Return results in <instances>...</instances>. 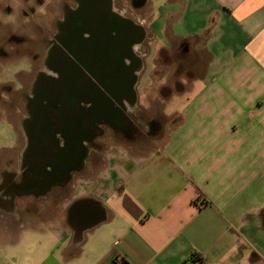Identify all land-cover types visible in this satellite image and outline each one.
<instances>
[{
  "label": "crops",
  "instance_id": "obj_1",
  "mask_svg": "<svg viewBox=\"0 0 264 264\" xmlns=\"http://www.w3.org/2000/svg\"><path fill=\"white\" fill-rule=\"evenodd\" d=\"M51 1L0 0V28L14 5L32 33L43 29ZM148 2L131 11L148 53V105L134 108L162 105L145 112L142 149L112 144L94 171L83 161L44 195L0 198V224L11 226L0 227V264H264V0ZM15 33L3 44L13 52L25 46ZM47 53L33 58L44 64ZM80 200L106 220L74 244L68 211Z\"/></svg>",
  "mask_w": 264,
  "mask_h": 264
},
{
  "label": "flooded vegetation",
  "instance_id": "obj_2",
  "mask_svg": "<svg viewBox=\"0 0 264 264\" xmlns=\"http://www.w3.org/2000/svg\"><path fill=\"white\" fill-rule=\"evenodd\" d=\"M70 3L71 6L65 1V20H56L55 31L47 39L48 53L44 66L51 73L39 71L33 82L32 95L26 105L27 114L21 124L23 143L12 150L15 152L13 158H17V152L21 153L17 159L21 170L4 178L2 192L6 201L28 192L44 195L48 187L70 181L79 171L72 160L77 154L74 147L76 138L84 140L85 167V162H92L102 150L100 140L107 135L127 146L139 143L145 136L139 127L142 114L139 110H132L136 104L130 106V96L126 98L124 87L129 82L128 71L136 68L139 55L146 53V38L144 36L138 41L140 31L138 28L131 30L127 20L133 19L127 12L142 10L148 5V0H70ZM85 3L92 6L99 19L97 26L87 25L86 30L75 21L80 20ZM107 10L114 16L106 13ZM107 29H112L111 33ZM81 31L82 40L75 38V34ZM130 42L133 46L129 49L127 44ZM110 60L115 61V67ZM72 72L79 81L76 85L62 80ZM116 74L121 83L119 88L124 90L117 94L109 82L110 77ZM110 92L123 98L116 103ZM92 96L100 97L101 105H104L101 113L95 108L96 102L90 99ZM110 105L118 109L119 114L111 110ZM125 118L128 126L123 123ZM152 121L151 125L156 126L157 121ZM67 169L70 171L65 174Z\"/></svg>",
  "mask_w": 264,
  "mask_h": 264
},
{
  "label": "rangeland",
  "instance_id": "obj_3",
  "mask_svg": "<svg viewBox=\"0 0 264 264\" xmlns=\"http://www.w3.org/2000/svg\"><path fill=\"white\" fill-rule=\"evenodd\" d=\"M11 1V0H10ZM37 2H40L41 0H36ZM67 2L68 5H72L70 3V0H52L49 4L48 9H46L47 13L49 15L45 17L43 14H41V19H45L43 29H38L34 27V32L32 33V30L30 24H23V16L15 12L17 11V8L13 7V13L11 14H1L2 15V21L5 23L8 22L10 24L8 28H0V43L2 45L0 46V198L5 199V195L2 192L3 191V184H4V178L7 176H12L14 174L13 172H17L18 170V161L16 157H10L11 153L9 150L7 151L4 146H12V144L15 141L13 130L11 129L10 125L7 123L10 122L14 129L16 130L18 134V147L21 146L23 143V132H22V118H24L27 114L26 105H28V98L32 95L33 91V82L35 80V75L38 71L42 69H46L44 64L42 63L41 59H35L33 58L35 53H42L43 49L46 46L47 38L45 37L46 34H50L52 37L53 32L55 31V22L57 19H59L64 11V3ZM12 3H14L12 1ZM15 4V3H14ZM45 13V12H44ZM127 15L131 17L132 19L135 18L136 14H132L131 11L127 12ZM23 20V21H22ZM32 22V20H29ZM21 23V25H19ZM26 30H19V28ZM33 28V27H32ZM22 33L20 36H23L25 40L21 39V41H24L22 46L18 47V50L15 52L11 51L6 45H3L6 43L8 46H12V43L17 41L15 38L14 41L10 39L9 34L11 33ZM15 33V34H16ZM32 34V35H31ZM34 34V35H33ZM14 35V34H13ZM34 38H33V37ZM27 47V48H24ZM18 51V52H17ZM26 52L29 53V57L26 59L23 56H20L21 53ZM143 58V71L138 79V82L135 87V92L137 95V101L136 105H148L144 102L142 98V90L141 86L144 82L142 79L143 74L146 73V66L147 59H148V53L144 54ZM140 82V85H139ZM154 96V95H153ZM150 104L152 105V110L145 111L147 114L150 112L151 114L159 113L158 110H155V105H162L159 102L151 101L150 98ZM135 106V105H134ZM133 107V106H132ZM134 108V107H133ZM132 110L136 111L135 108ZM143 116L140 120L139 127L142 131L143 129V122H144V116L145 112L142 110ZM171 117L166 119V122L171 121ZM173 120V119H172ZM102 144V149L105 147H108L112 144H120L121 146L126 147L129 150H141V147H138L135 144L133 146H127L125 144H122L121 142L115 141L112 138H110L109 135L106 136L105 139H102L100 141ZM102 151V150H101ZM101 151L96 154L93 161L95 164H93V161L89 162V164L96 165L98 163V166H100V159H101ZM13 155V154H12ZM15 156V155H13ZM101 167V166H100ZM94 168L92 166V171H94ZM90 170V171H91ZM96 170V169H95ZM89 170H85L84 172H88ZM10 174V175H7ZM90 174V173H89ZM22 195H19L21 197ZM1 212V211H0ZM3 224V225H2ZM5 228H11L9 221L3 222L0 224V227ZM1 227V228H2ZM7 247V246H6Z\"/></svg>",
  "mask_w": 264,
  "mask_h": 264
},
{
  "label": "water",
  "instance_id": "obj_4",
  "mask_svg": "<svg viewBox=\"0 0 264 264\" xmlns=\"http://www.w3.org/2000/svg\"><path fill=\"white\" fill-rule=\"evenodd\" d=\"M108 14H110L111 16H114V13L111 12L110 10H107ZM80 20L75 19V21L78 24H82L86 30L87 25L90 27L91 25H95L97 26L99 19L96 18V13L92 10V6L90 4H86L84 8L82 9V11L80 12ZM128 25L130 26L131 30L137 29L140 31L139 33V40H142L144 38V34L141 31V29L134 25L132 21L127 20ZM109 33H111L112 29H107ZM89 33H91L90 31H88ZM86 33V32H85ZM83 31L78 32L77 36H75V38L77 37L78 39L83 38ZM69 40H73V37H69ZM83 43H85V41H82ZM72 43V42H70ZM133 43L130 42L127 44V48H131V46ZM73 45V44H71ZM72 48H75L72 46ZM68 51L70 52V49L67 48ZM71 54V52H70ZM90 61V60H89ZM88 61V62H89ZM112 65L115 64L114 60H110ZM119 63L122 64V62L119 60ZM112 67H115V65H113ZM140 69V60L138 63V66H136V68H132L128 71L127 73V80H129L127 86H125V93H126V98L127 95L130 96V103L132 104L130 106H133L136 101H137V95L135 92V85L137 82V73L139 72ZM118 74H116L115 76H112V78L110 77V84L112 85L113 91L117 94V93H121L124 90H120V81H119V76H117ZM66 80L68 81V83H70L71 85H76L79 81L78 78L75 77V74L72 72L67 74L66 76H64L62 78V80ZM64 80V81H65ZM65 81V82H66ZM101 83V82H100ZM68 87V86H67ZM99 94L100 92L97 91ZM114 92H110V96L111 98L116 102L119 103V101L123 98V97H119L122 95H116L114 94ZM119 97V98H118ZM95 98L97 99V101L95 100ZM91 100H93L94 102H96L95 108L99 109L100 113L104 108V105H101V99L99 96H92V98H90ZM109 108L111 110H114L115 113L119 114L118 109H114L113 105H110ZM99 113V114H100ZM123 123L128 126V120L125 118L123 119ZM84 140L83 139H78L76 138L75 142H74V147H75V151L77 150V154L75 156H73V165L75 166H80L83 163V154H84ZM74 148H72L73 150ZM61 154V153H60ZM62 155V154H61ZM70 170L67 169L65 171V174L68 173ZM106 220V214H105V210L102 206H100L99 204L90 201V200H80L75 202L69 209L68 211V222L70 223L71 227H72V231H73V243L77 244L82 240V235L84 232L92 229L93 227L97 226L98 224L104 222Z\"/></svg>",
  "mask_w": 264,
  "mask_h": 264
},
{
  "label": "trees",
  "instance_id": "obj_5",
  "mask_svg": "<svg viewBox=\"0 0 264 264\" xmlns=\"http://www.w3.org/2000/svg\"><path fill=\"white\" fill-rule=\"evenodd\" d=\"M204 204V203H203ZM120 262V261H119ZM119 264V263H118Z\"/></svg>",
  "mask_w": 264,
  "mask_h": 264
}]
</instances>
